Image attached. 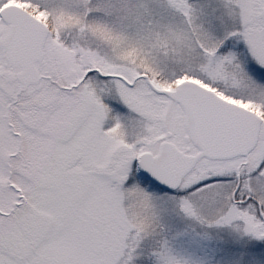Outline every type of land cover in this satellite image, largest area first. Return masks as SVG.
Returning a JSON list of instances; mask_svg holds the SVG:
<instances>
[{"label": "snow or ice", "instance_id": "6c2138e0", "mask_svg": "<svg viewBox=\"0 0 264 264\" xmlns=\"http://www.w3.org/2000/svg\"><path fill=\"white\" fill-rule=\"evenodd\" d=\"M0 264H264V0H0Z\"/></svg>", "mask_w": 264, "mask_h": 264}]
</instances>
